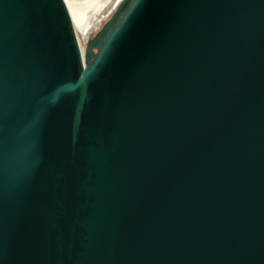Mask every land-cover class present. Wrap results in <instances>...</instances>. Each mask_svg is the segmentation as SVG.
<instances>
[{
    "label": "water",
    "instance_id": "water-1",
    "mask_svg": "<svg viewBox=\"0 0 264 264\" xmlns=\"http://www.w3.org/2000/svg\"><path fill=\"white\" fill-rule=\"evenodd\" d=\"M97 48L0 0V264H264V0H129Z\"/></svg>",
    "mask_w": 264,
    "mask_h": 264
},
{
    "label": "rangeland",
    "instance_id": "rangeland-1",
    "mask_svg": "<svg viewBox=\"0 0 264 264\" xmlns=\"http://www.w3.org/2000/svg\"><path fill=\"white\" fill-rule=\"evenodd\" d=\"M83 2L84 0H69V4L73 6H80ZM128 2L129 0H112L110 5L104 11L92 18L85 31L74 29L75 37L80 40V46L84 51L85 64L89 52L96 53L99 51L97 45L101 38L104 37L109 26L112 25L114 21L118 22V19ZM76 3L78 5H76Z\"/></svg>",
    "mask_w": 264,
    "mask_h": 264
},
{
    "label": "bare ground",
    "instance_id": "bare-ground-1",
    "mask_svg": "<svg viewBox=\"0 0 264 264\" xmlns=\"http://www.w3.org/2000/svg\"><path fill=\"white\" fill-rule=\"evenodd\" d=\"M63 1L67 6L73 29L80 31H85L92 18L104 11L112 2V0H84V2L80 6L77 3L76 5L78 6H73L69 4V0ZM77 40L81 56L84 60V51L80 46V40L78 38Z\"/></svg>",
    "mask_w": 264,
    "mask_h": 264
}]
</instances>
